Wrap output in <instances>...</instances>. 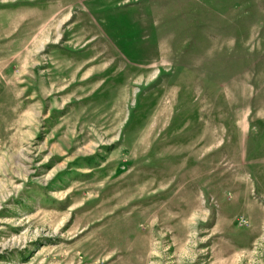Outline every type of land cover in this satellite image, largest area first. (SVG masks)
Instances as JSON below:
<instances>
[{
  "label": "rangeland",
  "instance_id": "obj_1",
  "mask_svg": "<svg viewBox=\"0 0 264 264\" xmlns=\"http://www.w3.org/2000/svg\"><path fill=\"white\" fill-rule=\"evenodd\" d=\"M0 264H264V0H0Z\"/></svg>",
  "mask_w": 264,
  "mask_h": 264
}]
</instances>
